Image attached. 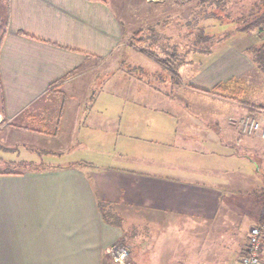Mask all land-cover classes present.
Masks as SVG:
<instances>
[{"label":"crops","instance_id":"obj_1","mask_svg":"<svg viewBox=\"0 0 264 264\" xmlns=\"http://www.w3.org/2000/svg\"><path fill=\"white\" fill-rule=\"evenodd\" d=\"M1 5L0 145L51 151L49 144L68 137L76 153L43 165L0 157L39 167L0 171V264H112L107 250L123 244L135 245L132 260L139 264H154L161 245L181 253L184 264H238L249 229L264 220V141L237 127L251 106L214 94L191 97L190 91H211L249 71L243 36L208 64L199 52L190 64L182 45L180 56L173 52L162 64L128 44L134 31L110 0ZM127 53L135 55L132 78L140 87L133 90L151 102V110L115 93L112 104L107 99L94 109L91 97L99 95L86 76L119 68L114 60ZM144 77L160 87H143ZM178 98L181 105H175ZM191 98L200 124L184 109ZM175 114L179 123L173 128L166 122ZM30 138L47 144H29ZM196 141L201 156L209 150L206 143L217 158L190 161L171 147L194 153L180 142ZM116 155L130 163L115 165ZM101 206L119 222L109 221ZM248 214L242 234L232 231ZM172 260L178 261L174 255Z\"/></svg>","mask_w":264,"mask_h":264},{"label":"rangeland","instance_id":"obj_2","mask_svg":"<svg viewBox=\"0 0 264 264\" xmlns=\"http://www.w3.org/2000/svg\"><path fill=\"white\" fill-rule=\"evenodd\" d=\"M208 1L210 0H110L111 5L113 6L116 14L128 29H131L134 32H136L138 29L142 28V31L144 32L142 34V37L144 38V42L141 46H135V48H137V51L140 50L144 53L151 52L157 57L158 60L167 61L168 59L169 60L171 59L168 56L169 54H173V52L176 54V56L177 54L179 56L181 55V53H179V50H180V46L182 45V47L184 48L182 50L184 51L187 50L185 56L188 55L187 59L188 60L190 59L192 61V62L190 61V64H193L194 62L193 60L195 59L197 61L200 58V61H202V59L204 58L203 54L206 55V61H207L206 64H208L209 59L211 57H214V54L217 55L216 59H218L221 53L224 54L225 51L228 52V50L230 49L229 48L230 45L234 40L237 39V37L239 39L242 38L243 36L244 41L241 42V48H243L242 50L243 57L250 61V58L246 54L245 50L247 48H250L251 46H256V47L259 46L260 41L258 40H260L261 36L256 31L250 33H243V34L239 32L237 33L234 32L231 35L230 33H228L227 34L228 36L225 38V40H222L221 43L211 44L210 42L199 43L196 41V34H199L201 32V30H198L199 28L198 26H200L201 29L205 30V25L215 24L216 23L215 18L218 17V15L223 18L225 13L222 12L221 9H218L215 11V13H213L214 15L213 18H210L211 15L208 17L209 14L208 12L211 11L210 10L211 7L207 6L206 8L205 6V2L207 4ZM252 1L253 0L240 1L241 2L240 4H242L243 2L245 3L243 4V12H245L246 7L248 6V4L252 3ZM234 5L235 4L233 3L228 4L227 7L225 8V11H229L230 12L229 14H231V12L233 11L236 12L237 6H239V4L236 5V7H234ZM213 8L214 7L212 6V9ZM2 9L3 7L1 5L0 10ZM206 13H207V19L205 17ZM230 17L234 18V16H230ZM223 21L224 23L228 22V20H225V18L223 19ZM2 22L3 20L0 23L2 24ZM149 28H151L152 32L147 31ZM205 32L208 35L217 36L224 32L226 34L228 31L226 32V28L218 24L207 29ZM127 41L128 44L130 45L129 39ZM256 42L257 44H254ZM161 48L163 49L162 51ZM206 50L208 51V53H206ZM195 52H199L200 54L199 58H197L198 53L195 56ZM194 56L195 59H192V57ZM134 57L135 55L133 56L130 53H127L124 57L122 55L121 59L116 58L114 60L116 62H120L119 68L109 69L108 72L106 71V69H104L103 71L99 69L98 71L96 70L97 72L93 71L86 76L88 78L87 81L90 80V90L92 89L94 90V92H92L93 95L94 96L99 95L96 101L93 100L94 99L93 96L91 97L92 107L94 109L96 108L102 109L103 107H105L106 105L105 103L107 102L104 101L107 99L112 104L111 95L115 93L121 95V97L131 100L133 99L139 103H142L141 108L143 110H149V111L151 110L150 109L151 108L150 106L152 105L151 102L145 100L143 96H141L140 92L133 90V88L140 87L138 84H136L137 80L132 78L133 77L132 74L137 75V71L134 69L133 64L131 63L135 61ZM118 64L119 63L115 65ZM102 72H104L103 75ZM99 73L100 75H98ZM105 77H109V79ZM114 78L116 79L119 78L120 80V81L116 80L115 82L116 86L115 83L113 84V81H111L110 83L108 82V80H113ZM239 78H241V82H242L240 86L242 85L245 88H243L242 95L241 96L239 95L238 98L235 100H239L242 103L252 104L254 106H259V105L264 106V77L255 70L253 64L249 69V71L244 76H241ZM141 85L151 90L160 87L158 81L156 79H151L150 77L149 78L144 77V79H142L141 81ZM206 90L204 92L202 91L201 93L192 90L190 91V96L191 97L197 96L199 98H202L203 97L202 94H212L210 93L209 89ZM193 91L197 93H193ZM198 93H200V95H198ZM224 99L231 100L230 98H224ZM182 102H183L182 99L178 98L175 100V105H181ZM191 102H194L192 98L190 100V104L184 106V109L185 110L189 109L190 115L193 116L195 120H197L196 121L197 123L199 121L200 124L202 122V118L200 117L197 118L196 115L198 116V114L193 113V110L197 109V107ZM89 105L90 104L86 106L89 107ZM112 108L115 107L111 105L110 109ZM0 111H1V106H0ZM260 113L264 114V111L257 108L256 110H253L248 114L240 117L236 121L237 127L239 128V120L241 118L245 116H250L255 118ZM177 118H178L177 115L173 116L172 118H168L166 124L173 128L176 127L177 124L179 123ZM141 119L145 121L146 117L143 116ZM228 121L229 123H234V121L230 119ZM212 123L213 122H211V124ZM239 132L241 133L240 129ZM24 139L26 138L23 137V140ZM28 142L29 144L40 145V146H45L47 144L45 142L33 140L31 138L30 140L28 139ZM175 143L171 144L172 145L171 147L174 148V154L180 152L190 161H194L197 158L205 159V161L207 160L212 161L214 158H217L215 154H217L218 151L211 148L209 144L206 143L202 144L205 145L209 150H207V153H204L205 156H201L200 155L201 152L197 148L199 145L198 141L190 142L188 144L184 142H180L182 144H185L184 146L189 147V149L194 153L190 152L186 148H181L180 150H178L179 147ZM49 146L51 147V151L43 150L40 148L37 149L35 152H31V151H26L20 147H16L15 149H9L8 147L0 145V157L8 158V159L39 161V164H48V163L58 164L68 161L69 159H71V156L73 154L75 155L76 153L75 149L72 148L70 149L69 147L70 139H68V137H66L65 141L63 142L55 141L52 144H49ZM216 146H217L216 143H213V147ZM238 150L241 152L243 151L240 149ZM187 154H189V156H187ZM112 159L115 165H125L126 163H130L123 160L124 158L119 155H116ZM19 169H23V167L16 164L10 166L5 164V162H0V171H4V170L16 171ZM101 208L103 209L102 206ZM103 211L105 210L103 209ZM104 215L109 221H112L114 223L119 222V220H117L115 217H112L111 214L107 213V211L104 212ZM248 221H249V214H248V218H246L245 216V219L242 223H240L239 221L234 222L232 231H235L238 234L239 233L242 234V230L244 229L243 226L246 225ZM225 227L226 226H223V228L219 230H222ZM123 246L128 248L129 261L132 264H137L138 262L132 260V253L134 252V248H136L135 245H132L131 247V245L123 244ZM169 248H171V246H166V245L159 246L157 251H161L162 253L157 252V254L156 253L154 254L153 256L154 264H177V263L184 264L185 263V262H181L180 260L181 253L180 254L178 253V255L174 254ZM181 251L182 248L178 252ZM173 255L176 256V259L178 261L172 260Z\"/></svg>","mask_w":264,"mask_h":264},{"label":"trees","instance_id":"obj_3","mask_svg":"<svg viewBox=\"0 0 264 264\" xmlns=\"http://www.w3.org/2000/svg\"><path fill=\"white\" fill-rule=\"evenodd\" d=\"M92 1H104L105 0H92ZM242 0H210L205 2V6L211 7L210 12H208V17L211 15L210 18H213L216 10L221 9L222 12L224 13L223 18L218 15V17L215 18L216 23L211 24V25H205V30L201 29L200 26H198V30H201L199 34H196V41L199 43L203 42H210L211 44L213 43H221L222 40H225V38L228 36L227 34L230 33L233 34L234 32L237 33H250L253 31H256L259 33L261 36L260 38V44L259 46H251L250 48H247L246 54L250 58L251 63L253 64L255 70L260 73L264 77V0H253L252 3L248 4V6L245 9V12H243V4H240ZM233 3L237 6V11L231 12L229 14V11H225V8L227 7L228 4ZM212 6L214 7L212 9ZM200 13V12H199ZM234 16V18L230 17ZM206 19H207V13H206ZM228 20V22L223 21V19ZM221 25L226 28V34L221 33L220 35H208L206 34V30L211 28L214 25ZM196 25V24H194ZM223 35V36H222ZM221 36V37H220ZM144 42V38L142 37V30H137L132 34V36L129 38V43L131 46H141ZM145 50V49H144ZM206 53L208 51L206 50ZM150 54V56L155 59L156 61L161 62L162 64H166L165 62L167 61H162V60H157V57L152 54L151 52L147 53ZM153 55V56H152ZM241 78L237 79H231L227 82L220 83L217 86H215L210 93L224 97V98H230V99H237L238 96L242 95L243 88L244 86H240L241 84ZM247 105L251 106V109L248 110L249 112L256 110L259 108L260 110L264 111V106L259 105V106H254L252 104ZM7 165H19L23 167V170H39V167L34 166L32 163H27L24 161L18 162V163H13V162H5ZM43 165V164H41ZM15 166V165H14ZM40 166V165H39ZM13 170H4L2 171L3 174H11ZM261 228V243H262V250H261V264H264V220L261 221L258 225ZM244 254V252H243ZM242 254V255H243Z\"/></svg>","mask_w":264,"mask_h":264},{"label":"built area","instance_id":"obj_4","mask_svg":"<svg viewBox=\"0 0 264 264\" xmlns=\"http://www.w3.org/2000/svg\"><path fill=\"white\" fill-rule=\"evenodd\" d=\"M239 129L242 134L256 136L264 141V114L260 113L253 118L245 116L239 120ZM261 228L253 226L248 231L247 243L244 254L238 264H261ZM112 264H132L129 261V251L123 245H114L107 250Z\"/></svg>","mask_w":264,"mask_h":264}]
</instances>
